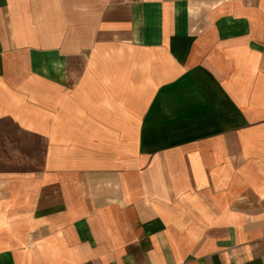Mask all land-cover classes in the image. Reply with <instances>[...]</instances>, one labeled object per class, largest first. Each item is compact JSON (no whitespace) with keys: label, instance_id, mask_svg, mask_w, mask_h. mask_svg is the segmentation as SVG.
<instances>
[{"label":"crops","instance_id":"crops-1","mask_svg":"<svg viewBox=\"0 0 264 264\" xmlns=\"http://www.w3.org/2000/svg\"><path fill=\"white\" fill-rule=\"evenodd\" d=\"M0 264H264V0H0Z\"/></svg>","mask_w":264,"mask_h":264},{"label":"rangeland","instance_id":"rangeland-1","mask_svg":"<svg viewBox=\"0 0 264 264\" xmlns=\"http://www.w3.org/2000/svg\"><path fill=\"white\" fill-rule=\"evenodd\" d=\"M47 143L9 120L0 121V175L44 170Z\"/></svg>","mask_w":264,"mask_h":264}]
</instances>
